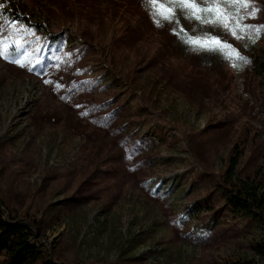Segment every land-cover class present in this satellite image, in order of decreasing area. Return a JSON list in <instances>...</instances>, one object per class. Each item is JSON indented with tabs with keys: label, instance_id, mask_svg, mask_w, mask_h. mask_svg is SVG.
Segmentation results:
<instances>
[{
	"label": "rangeland",
	"instance_id": "1",
	"mask_svg": "<svg viewBox=\"0 0 264 264\" xmlns=\"http://www.w3.org/2000/svg\"><path fill=\"white\" fill-rule=\"evenodd\" d=\"M252 2L241 23L264 24ZM0 4L4 34L26 41L0 58V199L38 220V258L21 264H264V207L248 215L224 191L233 168L264 199V33L236 40L176 9L250 61L234 68L158 27L146 0ZM25 52L30 65L10 62Z\"/></svg>",
	"mask_w": 264,
	"mask_h": 264
},
{
	"label": "snow or ice",
	"instance_id": "2",
	"mask_svg": "<svg viewBox=\"0 0 264 264\" xmlns=\"http://www.w3.org/2000/svg\"><path fill=\"white\" fill-rule=\"evenodd\" d=\"M147 5L152 8V16L154 23L161 27L162 21H167L170 25H174L173 34L182 40V42L197 52H207L209 54L224 53L225 57L233 60L232 67H238L236 61L243 62L244 64L250 61L240 55L239 51L235 49L226 40L220 36L212 35L210 32H203V34L191 35L188 30L181 24L180 19L177 17L176 9H181L187 13L184 17L189 21H196L197 26L211 24L213 26L222 25L234 39L241 40L246 36L255 34L257 37L264 33V24H244L241 21L246 19H255L259 9L254 5L252 0H211L207 3L206 7L198 5L197 0H172L171 6H165L160 0H146ZM3 7V4H0ZM227 7H235L237 9V16H233L227 12ZM245 9L247 14L244 16L239 15V10ZM235 21V23H231ZM195 31V29H194ZM255 41L253 40V43ZM26 41L19 34V29H14L7 35L4 34V28L0 25V58L9 59V51H19L24 48ZM41 49L37 47L36 52ZM66 56L71 57L72 53H65ZM32 53L25 52L22 57L10 60L12 63L18 64L20 67H25L31 64ZM36 64L41 62L39 57L35 58ZM57 68L59 69L60 58L57 57ZM71 67V63L68 65ZM35 65L28 66L29 71L34 70ZM45 83H52V81L45 80ZM57 88L62 87L61 84L56 83ZM63 99V97H61Z\"/></svg>",
	"mask_w": 264,
	"mask_h": 264
},
{
	"label": "trees",
	"instance_id": "3",
	"mask_svg": "<svg viewBox=\"0 0 264 264\" xmlns=\"http://www.w3.org/2000/svg\"><path fill=\"white\" fill-rule=\"evenodd\" d=\"M259 66H263L262 63ZM232 178L233 168H230L226 180L227 183L233 184V187L224 190L230 203L236 204L241 212L248 215L255 214L256 206L264 207V199L260 196L258 185L244 179L232 182ZM38 234L37 219L30 216H11L4 210L3 202L0 199V254L4 255L0 264H21L26 259H37L36 238ZM232 264L254 263L250 259H237Z\"/></svg>",
	"mask_w": 264,
	"mask_h": 264
}]
</instances>
